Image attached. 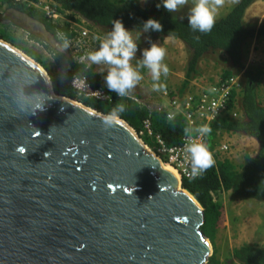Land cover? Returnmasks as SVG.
I'll return each mask as SVG.
<instances>
[{"label": "water", "instance_id": "water-1", "mask_svg": "<svg viewBox=\"0 0 264 264\" xmlns=\"http://www.w3.org/2000/svg\"><path fill=\"white\" fill-rule=\"evenodd\" d=\"M0 24L69 56L15 8ZM107 117L56 95L38 63L0 40V264H207L200 205Z\"/></svg>", "mask_w": 264, "mask_h": 264}, {"label": "trees", "instance_id": "trees-1", "mask_svg": "<svg viewBox=\"0 0 264 264\" xmlns=\"http://www.w3.org/2000/svg\"><path fill=\"white\" fill-rule=\"evenodd\" d=\"M30 1L40 3L42 0ZM44 1L50 2L60 15L75 14L85 22L107 31L110 36L114 30V21L120 20L129 33L145 35L149 49L156 40L163 41L166 38L178 41L186 47L188 58L180 87L173 89L170 86L164 87L162 90L167 92V98L161 96L158 102L164 104L166 101L167 105L161 111L150 110L144 104L135 101L141 98L129 88L125 89L124 95L111 90L106 80L109 73L97 72L93 67L88 68L83 63H79L78 60L82 54L78 55V58L75 57L67 44L75 36L69 23L62 20L51 21L36 8L3 0L5 9L15 8L43 23L45 28L67 49L69 56L55 52L39 40L25 34L29 41L41 46L47 52L49 58L46 59L6 32L8 28H18L9 24H0V40L11 44L38 63L48 75L56 95L79 102L106 116L114 114L135 133L142 131L143 121L148 119L152 136H160L167 147L181 144L182 140L189 135L201 134L197 129L202 125H208L211 128V132L203 135V138L204 144L213 153V166L197 179L181 181V189L189 193L203 210L204 224L201 232L212 247V254L207 264H264V248L258 245H245L228 250L223 261L218 258L215 245V236L223 215V204L220 200L223 194L232 193L236 198L250 199L264 205V102L259 96V82L264 77V68L259 64L247 66L249 47L253 43L264 41V21L259 25L244 22L250 7L264 0H239L224 18L215 21L211 31L207 33L194 29L190 25V19H177L164 9L156 7L139 9L137 8L139 0H123L119 3L114 0ZM149 18L159 21L162 29L145 31L144 23ZM99 50L98 48L97 51ZM222 56L229 69L222 72L221 81L235 74H242L243 80L239 92L232 91L228 100L229 109H233L234 103H237L239 117L231 119L226 113L208 124L202 119L195 122L194 126H189L183 114L184 103L188 98L185 93L189 85L200 75L198 65L204 59L210 58L217 61ZM73 76L85 78L91 87L102 89L109 95L110 100L97 102L79 98L69 87V80ZM202 93H206V89L200 94ZM128 95L135 100L127 97ZM199 95H192V101H198ZM173 102L177 104L172 107ZM121 108L123 111H120ZM170 114L173 115L171 119L168 118ZM222 134L240 135L255 141L258 146L256 153L245 154L242 164L237 169L230 158L214 150V141ZM140 139L148 149L156 150L157 145L153 137L143 134Z\"/></svg>", "mask_w": 264, "mask_h": 264}, {"label": "rangeland", "instance_id": "rangeland-1", "mask_svg": "<svg viewBox=\"0 0 264 264\" xmlns=\"http://www.w3.org/2000/svg\"><path fill=\"white\" fill-rule=\"evenodd\" d=\"M121 1L123 0H114L116 3ZM198 2L199 0H185L184 4L178 5L175 10L168 11L164 7L163 0H139L137 8L156 7L164 9L177 19L184 20L190 19L192 9ZM238 2L239 0H223L222 5L216 9L215 21L224 18ZM208 4L210 7L215 6V0H208ZM250 12L247 20L249 24H253L255 20L264 21V2L256 5ZM6 32L17 41L34 49L42 57L49 58L47 52L41 46L29 41L21 30L8 28ZM130 35L136 44L137 52L129 59V65L141 76V79L138 81V85L135 84L129 90L138 94L141 98L138 102L144 104L150 110H155L157 106L165 107L167 105L166 101L164 104L158 102V99L162 96V89L169 87V85L172 89L180 87L183 80L184 66L188 58V50L182 43L172 39L156 40L154 44L166 50L163 63L168 65L169 74L165 76L161 72L162 78L153 80L151 70L144 64L143 53L149 49L148 39L143 34L130 33ZM252 45L248 51L247 66L259 64L264 68V45L262 44L256 50H253ZM94 49L98 50V46H95ZM225 69H229V66L224 56L217 61L210 58L202 60L198 65L200 75L189 85L185 95L188 97L194 94L199 95L209 85L217 83ZM240 80H243L242 74ZM154 86L156 87L154 88ZM188 91H190V94H188ZM259 96L261 101L264 102V77L259 82ZM214 142V150L219 152L220 155L230 158L237 169L242 164L243 156L245 154L254 155L258 147L255 141L240 135L222 134ZM224 147L226 149H222ZM220 200L223 204V215L215 236L218 258L223 261L228 250L245 245L255 244L264 248V205L254 200L236 198L232 193L223 194Z\"/></svg>", "mask_w": 264, "mask_h": 264}, {"label": "built area", "instance_id": "built-area-1", "mask_svg": "<svg viewBox=\"0 0 264 264\" xmlns=\"http://www.w3.org/2000/svg\"><path fill=\"white\" fill-rule=\"evenodd\" d=\"M10 1L13 4H26L29 7L36 8L51 21L56 22L62 20L69 23L70 28L75 36L69 40L67 44L69 46V50L72 52V55L78 58V55L82 54L78 60L79 63H83L88 68L93 67L97 72L110 73L113 69H116L117 71L120 70V66L112 64L111 62L101 60L99 63H94L89 59V54L97 52V49H94L95 46L101 48L102 44L108 40L107 38L105 39L103 37L100 28L85 22L75 14H73L75 16L74 19L70 21L67 18L70 15L69 13H65L64 16L60 15L53 8L51 3L44 0L40 1V3H33L30 0ZM5 8L6 7L3 3V0H0V13L4 11ZM135 52H137V49H135L134 53ZM240 75L241 73H238L225 81L218 80L217 83L211 84L206 88V93L199 95L198 101L196 102H193L191 96H189L187 101L184 103L185 111L183 113L188 125L194 126L195 122L202 119L205 120L206 124H208L226 113L229 114L231 119H238L239 113L237 103H234L233 109H229L228 100L232 91L238 93L241 88L242 84ZM161 78L162 76L160 74L159 79ZM136 84L138 85V82ZM69 87L77 94L79 98L97 102H108L110 100V97L107 93H105L102 89L91 87L85 78L73 76L69 80ZM127 97L133 99L129 95ZM162 97L167 98V92L164 90L162 91ZM135 101L138 102V100ZM176 104V102H173L171 106H176ZM162 108V106H157L155 110L161 111ZM168 118H173V115L170 114ZM136 134L139 138L143 134L153 137L157 148L155 151L150 149L149 151L154 153L161 160L164 166L171 167L176 172L180 184L182 179L194 180L191 178V155L186 151L185 145L188 143L189 139H195L197 142L204 143L202 134H197L195 136L189 135L182 140L181 144L167 147L160 136H152L151 124L148 119L143 121L142 131ZM222 149L226 148L224 147ZM211 154L213 156L212 152Z\"/></svg>", "mask_w": 264, "mask_h": 264}, {"label": "clouds", "instance_id": "clouds-1", "mask_svg": "<svg viewBox=\"0 0 264 264\" xmlns=\"http://www.w3.org/2000/svg\"><path fill=\"white\" fill-rule=\"evenodd\" d=\"M163 2L164 7L168 11H173L178 5L184 4L185 0H163ZM222 2L223 0H215V6L210 7L208 0H199L192 9V15L189 20L190 25L201 32H210L215 24L216 9L222 5ZM148 29L160 31L162 25L159 21L149 18L144 23V30L147 31ZM135 49L136 44L133 42L129 31L125 29L120 20H116L114 21V30L111 33V38L102 44L99 51L89 54V59L94 63L104 60L120 66L119 71L113 69L106 77L109 88L118 91L120 95H124L125 89L132 88L141 79V76L129 65V59L133 56ZM165 54L166 50L156 44H153L150 49L145 50L143 53L144 64L151 70L153 80H158L161 72L165 76L169 74L168 65L163 63ZM120 111H123V109L121 108ZM106 122L109 124L113 122L119 123L115 119L114 114L107 117ZM197 131L202 135H207L211 132V128L208 125H202ZM36 135H39V133H36ZM185 148L191 155V178L195 179L201 176L208 168L213 166V156L204 143L189 139ZM21 149L22 153L26 151L23 148Z\"/></svg>", "mask_w": 264, "mask_h": 264}, {"label": "crops", "instance_id": "crops-1", "mask_svg": "<svg viewBox=\"0 0 264 264\" xmlns=\"http://www.w3.org/2000/svg\"><path fill=\"white\" fill-rule=\"evenodd\" d=\"M261 2H264V1H261ZM261 2H257V3H255V4L252 5V6L250 7V9L247 11L246 16H245V19H244V22H245L246 24H249V23L247 22V20H248V17H249V13H251L250 11H251L253 8H255L256 5L260 4ZM69 14H70V15H69L67 18L71 21L72 19H74L75 16H74L73 14H71V13H69ZM257 18H259V17H257ZM261 22H262V21L255 20V22H254L253 24H257V25H259ZM100 31H101V33H102V35H103L104 38H107L108 40L111 38V36L108 34L107 31H105V30H103V29H101V28H100ZM262 44L264 45V41L257 43V45H256V43H253V45H252L253 50H256V49L259 48V46H261ZM169 86H170V85H169Z\"/></svg>", "mask_w": 264, "mask_h": 264}, {"label": "bare ground", "instance_id": "bare-ground-1", "mask_svg": "<svg viewBox=\"0 0 264 264\" xmlns=\"http://www.w3.org/2000/svg\"><path fill=\"white\" fill-rule=\"evenodd\" d=\"M165 167H167V168H169L170 170H172V171L175 173V175L177 176L176 172H175L171 167H168V166H165Z\"/></svg>", "mask_w": 264, "mask_h": 264}, {"label": "snow or ice", "instance_id": "snow-or-ice-1", "mask_svg": "<svg viewBox=\"0 0 264 264\" xmlns=\"http://www.w3.org/2000/svg\"><path fill=\"white\" fill-rule=\"evenodd\" d=\"M20 150H22V149H20Z\"/></svg>", "mask_w": 264, "mask_h": 264}]
</instances>
